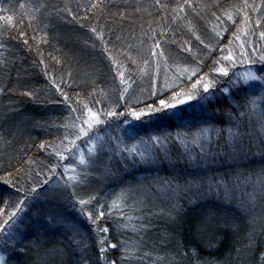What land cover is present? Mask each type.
I'll list each match as a JSON object with an SVG mask.
<instances>
[{
	"label": "trees",
	"instance_id": "16d2710c",
	"mask_svg": "<svg viewBox=\"0 0 264 264\" xmlns=\"http://www.w3.org/2000/svg\"><path fill=\"white\" fill-rule=\"evenodd\" d=\"M95 2L0 0V17H3L0 19V42L6 45L0 49V59L7 61L0 63V88L4 89L0 93V176L5 175V168L19 167L26 158H31L35 163L31 168L24 165L20 173V183L24 185L26 171L46 170V165H52L58 159L50 155L52 150L48 145L59 144V138L64 134L59 125L64 123L69 113L67 105L57 102L62 97L49 81V75L55 76L57 82L61 75L64 76L61 90L69 97L79 93L83 102L92 107L96 106L90 103L93 99H98L99 106L105 108L119 103L121 106L117 111H124L125 103L142 107L143 103L137 105L135 102H151L149 90L164 91L165 79L172 83L184 67L194 66L203 59V70L209 72L217 66L214 61L219 60L229 68V75L223 77L212 73L213 78L221 81L213 90L216 100L208 102L203 109L197 106L195 111L181 106L186 108L183 120L172 117V110H169V116L159 124L151 121L137 126L135 134L138 139L163 137L170 133L172 138L167 144L170 159L147 168H133L130 164L127 171L113 160V175L105 176L97 171L91 181L90 190L98 194L101 203L110 204L122 189L131 187L134 190L123 211H115L111 217L106 215L101 224H108L110 229L114 223L138 226L140 221L124 219L125 216L141 215L135 210L139 207L137 200L143 198V207L154 211L166 210L170 206V202L153 185L157 177L172 175V164L177 168L184 167V148L175 139L176 134L191 140L201 127L226 129L232 119L229 112L239 115L233 104H242L247 110L251 100H256V108L250 113L251 127H258V114L264 109V101L258 100L246 85H242V90H234L231 102L225 100L219 89L226 86L229 78L233 79L237 69L249 63L248 58L244 65L237 58L234 61L223 59L229 55V50L235 57L241 34L244 33L252 42L259 40L264 44V37L260 35L264 32V3L262 0H188L193 7H185L183 13H178L174 10L184 0H160L167 5L165 8H159L156 0H104L103 8H90V4ZM65 7L71 9V13L61 11ZM224 12L231 13L235 23L228 20ZM72 13L76 14L79 22L71 18ZM9 16L13 18L11 23L7 19ZM91 27L103 31L104 41L90 31ZM21 33L26 35L21 36ZM196 35L204 44L196 39ZM153 38L169 57L167 63L160 58L158 69L156 58L149 55ZM25 39L27 45L24 44ZM105 43L109 49L107 53L104 52ZM185 44L191 45V52L183 51L181 45ZM247 48L245 52L248 53L250 49ZM109 53L117 64L108 59ZM145 60L148 61L147 75ZM117 65L131 84L123 100H119L117 95L119 77L113 79ZM69 72L71 78L67 75ZM123 87L120 85V90ZM94 88L103 89L107 95L97 90L90 97L89 93ZM27 91H32L35 99L23 94ZM261 97L264 95L259 99ZM191 103L195 105L196 101ZM191 118L196 123L185 126L183 121ZM118 123L112 125L116 127ZM241 124L247 132L250 127L248 119L244 118ZM104 132L105 126L100 127V134ZM226 135L222 132L218 141L214 138L212 148L217 155L215 161L210 162L209 171L224 173L229 179L239 173L242 178L250 176L255 181L264 170V152L258 147L259 141L245 136V149L233 153L226 143ZM120 138L129 144L127 136ZM42 143L45 148L40 147ZM56 170L60 171L59 168ZM252 188L251 184L245 186L241 183L239 188L233 187L230 199L222 194L200 197L193 192L189 194L190 199L182 196L179 200L182 211L178 214L174 213L172 217L166 214L152 216L151 227L146 233L122 227L119 231H111L110 235L127 241L129 245L139 244L142 252L148 253L143 256L142 252L130 247L131 252L142 257L141 261H133L132 264H262L264 196H257L254 204L249 203L246 193ZM63 202L66 204L62 210L70 217L76 216L71 199L65 198ZM79 223L83 236L91 238L90 222L80 218ZM88 243L91 245L86 253L89 264H103L95 244L91 239ZM66 244L67 238L63 236L42 237L37 244L29 246L34 251L14 253L11 264H77L79 253H73ZM192 249L197 255L192 254ZM52 250H61L63 255L56 254L55 258H50ZM182 252L187 255H181ZM107 255L118 258L119 253L110 251Z\"/></svg>",
	"mask_w": 264,
	"mask_h": 264
},
{
	"label": "snow or ice",
	"instance_id": "6c2138e0",
	"mask_svg": "<svg viewBox=\"0 0 264 264\" xmlns=\"http://www.w3.org/2000/svg\"><path fill=\"white\" fill-rule=\"evenodd\" d=\"M156 5L159 8L167 7L160 0H156ZM103 7L104 0H96L95 3L90 4L92 9ZM185 7H193V5L189 4L188 0H184V3L178 4L174 11L183 13ZM36 10L39 11V9ZM61 11L71 13V9L67 7ZM224 15L227 16L228 20H233L231 13L224 12ZM71 18L79 22L75 13L71 14ZM7 19L11 23L13 18L9 16ZM245 19L247 18L245 17ZM233 23H235L234 20ZM90 31L101 41H104L102 30L91 27ZM25 35L21 33V36ZM260 35L264 37V32H261ZM196 39L204 44L199 35H196ZM153 40V44L149 46V55L156 58V68L158 69L160 58L167 63L169 57L165 54L161 44L155 38ZM27 43L28 41L25 39L24 44L27 45ZM205 47L210 46L205 45ZM4 48H6L5 43L0 42V49ZM181 48L184 52L192 51L191 45H181ZM104 52H109L106 43ZM108 59L111 60L112 64H117L110 53ZM223 59L232 61L235 58L229 50V55L224 56ZM260 60L264 62V56H261ZM6 62V59H0V63ZM144 64L147 75L148 61L145 60ZM203 64V59H199L194 66L184 67L181 70V75L172 83L165 79L164 91H158L155 88L149 90L148 96L151 102L137 100L135 103L137 105L143 103L142 107H133L131 104L125 103L123 104L124 111H117V108L121 106L119 103L105 108L99 106L98 99H93L90 103L96 106L92 107L83 102L79 93L75 97H69L66 92L61 90L64 76L61 75L59 82H57L55 76L49 75V81L59 96L62 97V100L57 102L67 105L69 113L64 123L59 125L64 129L63 136L59 138V144L57 146L48 145L52 150L50 155L58 159L54 164L46 165V170L26 171L24 175L27 180L24 185L20 183V173L24 165L31 168L35 163L31 158H26L19 167L12 166L11 170L5 168V175L0 176V264H11L14 253L34 251V248L29 247L30 245L37 244L42 237L52 236L67 238L66 247L73 253H79L77 264H89L86 253L91 245L88 243V239H91L95 244L98 257L103 258V264H132L133 261H141L142 257L131 252L130 247H134L136 252H142V247L135 243L129 245L127 241L111 236V231H119L122 227H131L133 231L146 233L151 227L152 216L166 214L172 217L174 213L178 214L182 211L179 200L182 196L190 199L189 194L193 192L200 197L222 194L226 199H230L233 187L239 188L240 184L243 183L245 186L249 184L253 186L252 191L246 193L249 203L254 204L257 196H264V170L255 181L250 176L242 178V174L239 173L229 179L224 173L209 171L210 162H214L217 155L212 144L214 138L216 141L220 139L222 132H226V143L232 148L233 153L238 149L241 151L245 149L246 146L243 144L245 136L258 140V147L264 152V109L258 114V127L253 129L250 113L254 112L256 108V100H251L247 110H244L242 104H233L239 110V115L229 112L232 119H230L226 129H219L214 126L201 127L199 131L193 134L191 140L182 139L181 134H176L175 139L184 148V167L181 169L172 164V175L157 177V181L153 185L170 202V206L166 210L163 208L155 211L145 209L143 207L145 200L141 198L136 201L139 207L135 209L141 215L124 217L127 221L132 219L140 221L138 226L114 223L110 229L108 224L100 223L106 215L111 217L115 211L122 212L134 190L131 187L122 189L119 196L110 204L101 203L98 194L90 190L91 181L95 179V173L100 171L105 176L113 175V160L119 162L121 168L127 171L130 164L133 168L138 166L147 168L162 160L170 159L167 144L172 138L170 133L163 137L150 136L147 139L140 138L137 142L128 145L123 139L112 136L107 131L101 135L100 127L110 128L112 124L117 122L129 124L131 123L128 120L129 116L141 123L155 121L159 124L164 117L169 116V110H172V117L183 120L186 108L181 106L191 108L193 111L197 106L203 109L208 102L217 99L213 90L221 81L218 78H213L212 73H219L223 77L229 75V68L219 60L214 61V65L217 66L209 72H204ZM119 67L120 65H117V72L113 79L119 77L117 95L119 100H123L131 84L125 79L124 72L119 71ZM45 72H47L46 66ZM67 75L71 78L70 72ZM250 82L258 83L250 84ZM120 85L124 86L122 90H120ZM242 85H248L253 91L256 88L264 89V70H261L260 75L255 72H248L243 74L241 79L229 78L226 86L221 87L219 91L225 100L231 102V97L235 94L234 90H242ZM97 90L102 95H107L103 89L94 88L89 96H94ZM3 92L4 89L0 88V93ZM23 94L35 99L32 91ZM261 100L264 101V97H261ZM192 101H196V104H192ZM125 112L127 116H125ZM121 117L124 119L121 120ZM244 118L249 121L250 127L247 132L243 130L241 124ZM133 126L136 127V125ZM78 141L80 143H77ZM3 143H10V141H3ZM250 144L251 140L249 147ZM40 147L45 148V144L42 143ZM57 168L60 171H57ZM63 194H66V197ZM65 198L71 199L76 216L70 217L62 210L61 202ZM80 218L92 225L93 236L91 238L83 236L79 223ZM110 251L118 252V258H109L107 254ZM56 254L63 255L61 250H52L49 253L50 258H55ZM192 254L197 255L195 249H192ZM142 255L147 256L148 253L142 252ZM181 255H187V253L182 252ZM261 261L264 264V256L261 257Z\"/></svg>",
	"mask_w": 264,
	"mask_h": 264
},
{
	"label": "rangeland",
	"instance_id": "374dc122",
	"mask_svg": "<svg viewBox=\"0 0 264 264\" xmlns=\"http://www.w3.org/2000/svg\"><path fill=\"white\" fill-rule=\"evenodd\" d=\"M254 43L255 42H252L251 40L247 39V36L244 33H243V35L241 34L240 44L237 47L234 58L235 59L237 58L239 61H242V63L243 62L246 63V60L248 58L249 63L247 64V66H243V67L237 69L238 72H236V74H234L233 79H241L243 77V74L248 73V72H255L257 75H260L261 70H264V62H262L260 60V57L264 56V44L261 43V41H259V40L257 43H255V44ZM245 47H248L247 49H250V51L248 53L245 52ZM253 49H255V50H253ZM244 52L246 53V55ZM244 63H243V65H244ZM255 83H258V82H250V84H255ZM246 86H248V85H246ZM248 88H250V87L248 86ZM250 90L252 93H254V95H256V97H258V100H261V98L259 99V97L261 95H264V89L256 88L255 91H253L250 88ZM128 120L131 122V124H124L123 128H122V133L125 134L127 136L128 140L130 141L128 145H131L132 143L137 142L139 140L137 138V134H135V133L138 129L137 126L141 122L133 120L130 116L128 117ZM195 123H196V120L192 119V118L186 119L183 121V124L185 126L194 125ZM133 125H136V127H134ZM101 128H104V126H101ZM77 143H80V142H77ZM106 198H108V195L106 196ZM66 202H67V200H66ZM65 204H66L65 202L61 203V207L64 206ZM12 264H14V262Z\"/></svg>",
	"mask_w": 264,
	"mask_h": 264
},
{
	"label": "bare ground",
	"instance_id": "6f19581e",
	"mask_svg": "<svg viewBox=\"0 0 264 264\" xmlns=\"http://www.w3.org/2000/svg\"><path fill=\"white\" fill-rule=\"evenodd\" d=\"M121 120H123V119H121ZM129 124H131V123H129ZM123 125L124 124H122V123H118V125L116 127H114L113 125L110 128L105 127V131H107L112 136H119V137L120 136H126L125 134L122 133ZM140 126H141V123H140ZM104 133H102V134L104 135Z\"/></svg>",
	"mask_w": 264,
	"mask_h": 264
}]
</instances>
